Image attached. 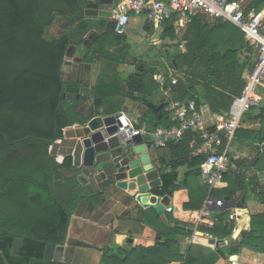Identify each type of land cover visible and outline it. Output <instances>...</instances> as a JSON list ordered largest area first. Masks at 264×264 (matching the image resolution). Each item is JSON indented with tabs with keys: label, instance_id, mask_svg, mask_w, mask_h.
Segmentation results:
<instances>
[{
	"label": "trees",
	"instance_id": "trees-1",
	"mask_svg": "<svg viewBox=\"0 0 264 264\" xmlns=\"http://www.w3.org/2000/svg\"><path fill=\"white\" fill-rule=\"evenodd\" d=\"M87 2L0 0V264H72L54 261L52 251L66 239L72 214L81 201L87 200V192L70 169V157L57 163L48 148L63 128L120 112L128 100L145 105L159 89L152 66L126 80L120 78L116 68L128 53L127 36L115 31L113 21L86 17ZM262 8L264 0H250L245 10ZM57 17L67 22V27L61 34L49 35L47 30ZM162 27V39H177L180 30L175 21ZM85 41L91 45L87 47ZM175 42V49L184 42V51L176 49L169 55L175 60L172 63L170 59L169 66L176 82L167 79L163 87L169 90L170 98L160 102L163 107L158 113L148 107L139 119V124L152 131L177 124L173 112L165 111L170 100H193L197 108L205 102L212 112L223 114L240 94L244 73L251 71L257 58L240 29L205 16L193 17ZM69 46L81 51L86 65H98L90 88L80 80L63 77ZM257 118L261 119L260 129L240 131L246 134L244 139L264 140V105ZM201 143L194 131H187L179 141L166 144L171 157L161 172L162 186L156 194L170 195L179 188L176 169L180 166L193 169L192 173L201 177L200 164L207 154L193 153ZM250 168L257 171L258 161ZM60 169L72 174L63 177ZM222 180L226 185L213 189V195L231 198L237 191L246 193V186L252 185L250 180L245 184L236 171H227ZM202 190L206 196V184ZM256 190L257 198L264 201V185L253 186ZM199 206L178 204L168 213L164 226L158 224L159 214L154 213L157 222L153 224L159 235L167 233L163 241L129 250L116 244L106 246L101 264H133L135 260L136 264H213L219 254L237 253L240 245L264 253V213L252 215L250 229L232 236L234 222L229 212L222 210L211 227H200V231L217 239L218 244L232 240L215 250L191 245L182 255L169 234H190L189 215Z\"/></svg>",
	"mask_w": 264,
	"mask_h": 264
},
{
	"label": "water",
	"instance_id": "water-1",
	"mask_svg": "<svg viewBox=\"0 0 264 264\" xmlns=\"http://www.w3.org/2000/svg\"><path fill=\"white\" fill-rule=\"evenodd\" d=\"M90 1L85 5L84 15L108 19L111 17L112 4L117 0L100 4ZM59 23L62 29L56 32L57 35L67 27V22L57 17L51 25L52 29ZM121 28L118 26L117 30ZM88 42L84 44L88 46ZM74 50L75 46H69L67 54L71 55L70 52ZM77 58L73 60L82 62V58ZM144 69L145 62L134 61L129 53L117 67L121 79L131 73L140 74ZM146 106L157 112L163 104L155 106L147 102ZM128 108L124 105L120 112L92 117L82 125L67 126L48 148V154L55 161L70 157V169L79 183L88 189L86 199L89 200V203L81 201L75 208L68 226L70 233L63 244L55 247L54 261L99 264L103 251L93 242L99 227L110 225L117 216H128V212L139 213L142 209L153 208L161 214L170 206L168 194L155 193L162 186L160 175L166 165L164 150L157 148V156H152V144L144 135L135 133V129L128 124L124 126L123 113ZM223 199L227 200L228 196ZM74 224L81 233H71ZM127 240L131 242V238Z\"/></svg>",
	"mask_w": 264,
	"mask_h": 264
},
{
	"label": "crops",
	"instance_id": "crops-1",
	"mask_svg": "<svg viewBox=\"0 0 264 264\" xmlns=\"http://www.w3.org/2000/svg\"><path fill=\"white\" fill-rule=\"evenodd\" d=\"M249 1L250 0H246V4H248ZM261 10L264 11V8H262ZM140 17L143 18V21L140 24V29L144 32L145 36L147 34L146 38H144L143 41L148 44V48L152 46V51L151 50L147 51V54L151 56V59L144 54V56L140 57L139 60H143L146 62L145 69H147L149 66H152V68H154L155 73L153 75V79L156 81V83H158L159 89L158 91L154 92V94L149 98V101L153 105L158 106L160 104L161 99H163L164 101L165 99H169L170 97V95L168 96L165 93L166 91L169 90L163 87L167 79H170V77H174V70L169 66V60L170 59L174 60V59L170 58L169 55L177 50L184 51V49L179 50L176 48L177 49L176 50L175 40L170 41L168 39L161 38V32L163 29L162 26L157 28L156 26H153L151 23L147 22L143 16ZM132 18L133 17L129 19V22L124 27V31L125 29H127V26L130 24ZM108 20L112 21L110 18H108ZM56 26H54L53 30H56ZM151 29L153 30V32L149 35ZM155 29L158 30L154 31ZM50 30H52V27L49 28V31ZM179 30L180 32L178 37L181 38L183 34L181 33V29ZM148 35L150 36V38ZM178 37L176 39L177 41L180 39V38L178 39ZM127 40L130 43L131 41L136 42V40L134 41L130 37ZM165 41H168L169 43L167 42L166 45L159 50V52L157 51L156 47H153V46H157V43L165 42ZM136 43L138 44V42ZM87 44H88L87 47L91 45V43L89 42ZM80 52L81 51H77V48L75 47L73 53L72 51L70 52L71 55L66 54L65 61H67L66 58L68 57L70 58V61H67L68 63H66L68 68H70V71L66 73L67 76L63 75V77L71 80H80L85 87L90 88L92 82L95 80L99 68L97 64L86 65V63L83 61L82 53ZM130 55L132 59H138L133 57L132 54ZM156 55L157 56L159 55L158 59L155 58ZM240 56L242 58V55ZM74 57H76V59H78L77 57L82 58V62L74 61L73 60ZM63 73L64 72L62 70V74ZM118 73L119 75H121L120 72ZM131 74H129L127 78ZM246 75L247 73H244V78L246 77ZM127 78L122 80H126ZM158 78H161V80L163 79L164 83L161 84ZM199 92L200 93L202 92L201 87H199ZM158 93L161 94L160 98L157 97ZM257 96H258V104L253 106L247 113H245L242 116L240 125L236 129L237 132L235 131L236 133H234V137L229 145L228 155L230 157L231 167L228 171L229 172L236 171L237 173H239L244 178L245 184H249L248 180H250L253 186L259 187L261 185H264V146H262L260 144L261 141H258L257 139H253V140L246 138L244 139L246 134L240 132L242 130L257 131L260 129L261 119L257 118V115L260 112V108L264 105V88L258 89ZM125 105H127L129 108L128 111L123 113V118L126 121L125 123L129 125V127H133V129H137L140 131H146L150 133L153 132L152 130L146 128V124H139V119L141 115H143L148 108L146 104L144 105L142 103H136L135 101L128 100L126 101ZM198 109L201 114L202 120L204 121V124L208 127L215 126V128L219 127L222 124L223 120H225V118L227 117L229 110L228 108L226 111L223 112V114H217L215 112H212L210 110L209 105L205 102L200 104ZM159 110L155 112L152 109L154 113H158ZM165 111H168V107L165 108ZM149 117H152V114H150ZM160 118L161 116L159 115L158 119ZM154 124H157V122H155ZM72 126H76V125H72ZM162 127L163 125H161L160 128ZM238 133H240L239 136ZM144 138L149 143L152 144L151 145L152 148L150 149V154L156 157L157 154L155 150L159 147H156L152 143L149 135H144ZM162 149L164 150V159L166 160L167 163V161H170L171 155L169 151L165 149V147ZM201 152H204L202 146L196 145L194 147L193 153H201ZM256 161H258L257 171L252 170L250 168L252 164ZM192 170L193 169L188 168L185 165L180 166L176 169V174H177L176 184H179L180 186L177 190H175L172 194L169 195L171 198L170 207L172 208V210H175L178 204L184 202H187L188 204L191 205H197L200 203V206L195 207L192 211L201 210L203 208L204 200L206 196H205V191H203L202 188L205 182L202 179V177H196V175L192 173ZM167 171H169V168L167 169ZM72 173L70 172L68 174L70 175ZM225 185H226L225 181L222 180V182L216 188L218 189L224 187ZM252 185L251 187H249L250 185H247L248 187L246 186V193L237 191L231 198L228 197L227 200L223 199V197L226 195L221 197L224 200V204L222 205V207L218 208L217 211L216 210L213 211L214 215L211 214L210 217L207 218L208 221H210L211 223L205 221L204 223L195 226L191 223L190 221L191 219H188L189 222L191 223V225L187 228L190 234L173 235L170 233L169 236L173 237L175 241L179 244V252L185 256L191 245H200V246L208 247L213 250H215L216 247L227 245V243L232 240V237L228 240H224L223 242H220L219 244H216L218 243L217 239L212 238V236L207 232L200 231V227H207V228L211 227L214 223L213 221L217 217V214L219 213V211L222 210H227L229 212V215H232V217L229 218L232 219L234 222L232 236L243 230L248 231L250 229L251 216L258 213H264V201L257 198L256 193L258 190L253 191ZM83 187L85 188L86 192H88V189L85 186ZM213 197H220V196L213 195ZM242 197H244L243 201H241ZM84 202L89 203V200H86ZM154 213L159 214L160 219L158 224L164 226L168 223L167 215L168 213H170V211L165 210L164 213L160 214L157 213L153 208H146V209H142L139 213L128 212V216L126 217L117 216L116 219L110 225L106 227H99L94 235L93 242L94 244L102 248L103 251L102 254L104 253L106 246H111L113 244H116L123 249L129 250L136 246L147 247L153 245L156 242H161L164 240V236L167 235V233H164V235L163 234L159 235L158 228H156L157 226L153 224L154 222H157L153 216ZM146 215H149L148 217L149 220L145 218ZM75 225L76 224L72 226L71 233L72 232L81 233L80 231H78ZM172 225H173L172 222H170L169 226ZM117 228H120L121 231L114 232ZM131 228L133 229V231H131L132 230ZM69 230L70 228H68L67 234L70 233ZM135 230L137 231L135 232ZM128 238H131V242H128L127 240ZM201 240L207 241V243L202 242ZM211 240L213 242L208 243L211 242ZM228 258L234 259L236 261V264H264V253L250 250L241 245L238 248V252L235 254H230V255L226 253L219 254V258L213 264H229ZM136 263L137 261L135 260L133 264ZM99 264H101V261ZM175 264H183V263L176 262Z\"/></svg>",
	"mask_w": 264,
	"mask_h": 264
},
{
	"label": "built area",
	"instance_id": "built-area-1",
	"mask_svg": "<svg viewBox=\"0 0 264 264\" xmlns=\"http://www.w3.org/2000/svg\"><path fill=\"white\" fill-rule=\"evenodd\" d=\"M245 8L246 0H118L111 8L110 19L115 23L116 31L118 26H122L118 31L120 33L134 16H143L156 27H161L168 21H175L182 30L193 17L205 16L238 27L245 42L257 52L255 64L247 73L240 94L233 99L228 115L219 127L209 129L204 124L193 100H170L168 111L173 112L172 119L177 121L176 125L158 128L151 133L135 129V133L149 135L152 143L159 148H164L168 142L179 141L187 131H194L202 140L201 146L207 156L200 164V170L208 191L203 208L192 211L189 215L191 223L195 226L205 221L211 223L207 218L211 214L214 215L213 211H217L224 204V200L221 197H213L211 191L222 182L223 175L230 169L228 149L234 133L242 116L258 104V89L264 88V11H246ZM177 49L183 50L184 43H180ZM158 80L161 84L164 83L163 79ZM170 80L171 83L176 82L175 77H170ZM165 93L170 95L169 91ZM125 122L124 126L127 125ZM260 144L264 146V140ZM165 210L171 211L172 208L168 206ZM230 217L232 215H229ZM228 261L229 264H236L234 259L228 258Z\"/></svg>",
	"mask_w": 264,
	"mask_h": 264
},
{
	"label": "rangeland",
	"instance_id": "rangeland-1",
	"mask_svg": "<svg viewBox=\"0 0 264 264\" xmlns=\"http://www.w3.org/2000/svg\"><path fill=\"white\" fill-rule=\"evenodd\" d=\"M143 21V18L142 17H140V16H135V17H133L132 19H131V21H130V24L127 26V34H128V36L132 39V40H136V42H138V44L136 43V42H133V41H131V43L130 42H128V40H127V44H128V53H130V54H132V56L133 57H135V58H140V57H142V56H144V54L146 55V56H148V58H150L151 59V56L149 55V54H147V51H149V50H151L152 51V46L151 47H149L148 48V44L146 43V42H144L143 40H144V37H145V34H144V32L140 29V24H141V22ZM152 28H154V27H152ZM157 28H159V27H157ZM56 30H58V29H56ZM56 30H47L48 31V34H57L56 33ZM158 29H155L154 31H157ZM183 31L184 30H182L181 29V33L183 34ZM153 32V30L151 29V31H150V33H149V35L151 34ZM148 35V36H149ZM146 36H147V34H146ZM149 38H150V36H149ZM180 37H178V39H179ZM127 39H129L128 37H127ZM175 41H177V40H175ZM168 41H165V42H160V43H157V46H153V47H156L157 48V51L159 52V50L160 49H162L165 45H166V43H167ZM169 43V42H168ZM156 54V53H155ZM72 58V57H71ZM155 58L156 59H158L159 58V55L157 56H155ZM239 58L241 59V56H239ZM67 59V61H70V58L68 57V58H66ZM69 59V60H68ZM66 61V62H67ZM68 63V62H67ZM62 70H63V72L65 73H63L62 75H64V76H67V72L68 71H70V68H68V66H67V64H63V68H62ZM157 97L158 98H160L161 97V94L160 93H158V95H157ZM161 101H163V99H161L160 100V102Z\"/></svg>",
	"mask_w": 264,
	"mask_h": 264
},
{
	"label": "flooded vegetation",
	"instance_id": "flooded-vegetation-1",
	"mask_svg": "<svg viewBox=\"0 0 264 264\" xmlns=\"http://www.w3.org/2000/svg\"><path fill=\"white\" fill-rule=\"evenodd\" d=\"M91 3H97V4H100L101 2H107V0H91L90 1ZM112 6H113V4H112ZM56 29H58V30H60V29H62V27H61V23H59L57 26H56ZM49 30V29H48ZM57 30V31H58ZM64 30V29H63ZM56 31V32H57ZM115 31H116V29H115ZM118 34H126V36L129 38V36H128V34H127V29H125V31L123 30L121 33L120 32H118V31H116ZM144 38H146V36L144 37ZM164 53V52H163ZM134 61H143V60H139V59H133ZM143 62H145V61H143ZM145 67H146V62H145ZM64 129V128H63ZM63 129H62V131H63ZM55 159V158H54ZM63 161V159L62 160H60V161H56L57 163H61ZM73 171V170H72ZM60 172H61V176H63V177H66L67 175H68V173H69V171H67V169L66 170H64V169H60ZM58 178H60V176H57ZM79 182V181H78ZM68 235V234H67ZM67 237V236H66ZM65 241V240H64ZM64 243V242H63ZM62 243V244H63ZM56 247V246H55ZM55 247H54V249H53V251H52V256H53V253H54V250H55Z\"/></svg>",
	"mask_w": 264,
	"mask_h": 264
},
{
	"label": "bare ground",
	"instance_id": "bare-ground-1",
	"mask_svg": "<svg viewBox=\"0 0 264 264\" xmlns=\"http://www.w3.org/2000/svg\"><path fill=\"white\" fill-rule=\"evenodd\" d=\"M247 69V68H246Z\"/></svg>",
	"mask_w": 264,
	"mask_h": 264
}]
</instances>
